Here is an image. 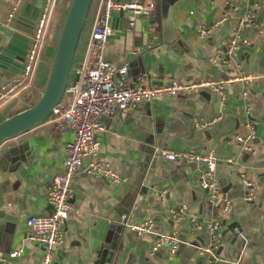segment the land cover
<instances>
[{"label":"crops","instance_id":"crops-1","mask_svg":"<svg viewBox=\"0 0 264 264\" xmlns=\"http://www.w3.org/2000/svg\"><path fill=\"white\" fill-rule=\"evenodd\" d=\"M14 1L0 0V83L20 72L42 4V0H19L7 22ZM152 1L156 3L152 18H140L132 29H128L123 14L111 15L112 34L105 60L116 66L127 64L124 78L128 84L190 83L239 73L257 77L246 85L230 84L223 107L215 93L202 89L142 101L123 115L105 118L106 132L96 136L98 153L94 158H83V167L73 179L68 202L74 212L63 223L64 245L56 252L54 264H106L109 255L116 257L115 264H208L198 255V248L209 242V235L205 230L190 232L187 220L178 231L181 243L174 254L165 246L152 252L155 233L171 230L170 210L179 206L201 221L220 222L216 264H264V0H257L255 11L262 28H244L242 35L249 45L233 51L229 66L217 50L224 49L234 20L244 11V0ZM68 4L69 0H58L31 86L0 108V122L30 107L43 92L54 54L53 38ZM98 4L95 0L89 29L78 43L77 59ZM226 14L232 19L206 38L196 37L201 26L211 25ZM242 92H246L245 98ZM22 100L31 103L22 107ZM246 106L255 126L247 151L228 140L233 133L246 132ZM218 116L219 120L205 128L195 126L199 120ZM72 139L70 129L56 132L45 120L0 145V253L22 250L16 260L0 264H41L45 248L27 241L25 221L49 213L47 189L63 171L65 144ZM13 147H24L26 153L10 157L8 150ZM154 148L213 155L215 179L231 198L230 211L222 215L208 202L200 186L201 162L169 161L155 156ZM91 161L108 165L126 177V182L113 186L87 175L83 168ZM242 174L259 188L251 202L243 198L247 190ZM148 218L153 221L152 233L140 236L130 229Z\"/></svg>","mask_w":264,"mask_h":264},{"label":"built area","instance_id":"built-area-1","mask_svg":"<svg viewBox=\"0 0 264 264\" xmlns=\"http://www.w3.org/2000/svg\"><path fill=\"white\" fill-rule=\"evenodd\" d=\"M244 1V11L234 20L233 31L227 38L224 49L217 50L218 56H224L222 62L228 66L231 64L230 57L233 55V51L238 46L247 47L249 45L248 39L242 35L244 28L247 26L262 28V24L255 14L259 2L257 0ZM57 4L58 0H42L39 14L29 36V45L20 72L0 83V108L31 86ZM19 5V0L12 3L11 11L7 15V22L11 21ZM154 6L152 0H128L125 2L99 0L90 33L79 50L80 59L76 58L75 52L64 93L46 119V124L52 126L56 132L70 129L73 132V139L65 144L63 171L53 178L47 189L46 204L50 209L49 213L30 216L25 221L27 241L45 248L41 264H54L56 252L64 245L62 226L69 215L74 212L68 202L73 193V179L83 167V158H94L98 153L100 143L96 136L106 132L103 122L105 118L123 115L128 109L142 101L150 102L156 97L184 95L202 89H208L215 93L220 98V104L223 107L226 89L230 84L246 85L252 83L257 77L255 74L239 73L219 80L200 78L196 82L190 83L170 80L162 85L128 84L124 78L128 68L127 64L116 66L105 60L106 45L112 34L111 15L112 12L123 14L128 29H132L140 18L147 20L152 18ZM228 19L232 18L226 14L211 25L201 26L196 32V37L198 39L206 38L216 27ZM154 38L150 39V44ZM150 44L148 45L149 49L151 48ZM212 61L214 63L217 59ZM241 95L245 98L246 92H242ZM249 110L250 108L246 106V132L243 134L236 132L228 138L246 151L249 150L254 139L255 129ZM219 119L220 116L207 121L199 120L195 126L205 128ZM153 154L173 162H201L203 167L199 179L200 186L206 191L208 202L216 206L222 215L230 211L231 198L227 192L221 189L215 179L216 158L213 155L175 153L161 148H154ZM83 170L87 175L104 180L113 186L126 182V177L114 172L108 165H101L94 161L89 162ZM241 182L247 190L243 197L244 200L247 202L255 200L259 188L248 180L245 174L241 175ZM185 220L189 223L190 232L199 233L205 230L208 233L209 242L198 248V255L204 256L208 264H216L218 258L215 253L220 244L217 235L221 227L220 222L217 220L204 222L192 217L187 213L185 206L170 210L171 230L165 234L155 233L152 252H157L160 247L165 246L170 253L174 254L181 243L178 231ZM130 229L140 236L150 234L153 229V221L150 218L145 219L140 224L130 226ZM234 232L238 236H242L238 229L234 228ZM21 253V249L6 254L0 253V263L16 260L21 256Z\"/></svg>","mask_w":264,"mask_h":264},{"label":"water","instance_id":"water-1","mask_svg":"<svg viewBox=\"0 0 264 264\" xmlns=\"http://www.w3.org/2000/svg\"><path fill=\"white\" fill-rule=\"evenodd\" d=\"M92 1L70 0L43 92L30 107L0 122V145L45 121L60 100L69 79L70 68ZM8 153L10 157L18 158L24 156L26 149L13 147ZM115 258L113 260L109 255L106 264H115Z\"/></svg>","mask_w":264,"mask_h":264},{"label":"trees","instance_id":"trees-1","mask_svg":"<svg viewBox=\"0 0 264 264\" xmlns=\"http://www.w3.org/2000/svg\"><path fill=\"white\" fill-rule=\"evenodd\" d=\"M95 1V0H94ZM69 2H70V0H69ZM69 5V4H68ZM68 7V6H67ZM93 9H94V5H91V8L89 9V12H88V15H87V17H86V21H85V25H84V27H83V29H82V33H81V36H80V39H79V41L80 40H82L85 36H86V32L88 31V18H89V14H91V12L93 11ZM66 10H67V8H66ZM66 10H65V12H66ZM55 14V13H54ZM64 16H65V13L63 14V16H62V18H61V20H60V22H59V25H58V27H57V30H56V32H55V35H54V38H53V51L55 50V47H56V43H57V40H58V36H59V32H60V29H61V25H62V22H63V19H64Z\"/></svg>","mask_w":264,"mask_h":264},{"label":"rangeland","instance_id":"rangeland-1","mask_svg":"<svg viewBox=\"0 0 264 264\" xmlns=\"http://www.w3.org/2000/svg\"><path fill=\"white\" fill-rule=\"evenodd\" d=\"M94 4H95V1L93 0L91 5H94ZM154 5H156L155 2H154ZM90 8H91V7H90ZM112 15L115 16V14H114L113 12H112ZM50 24H51V23H50ZM22 60H24V58H23ZM22 60H21V61H22ZM22 62H23V61H22ZM29 103H31L29 100H24V101L22 100V103H21V104H22V107H27V105H28ZM32 103H33V102H32Z\"/></svg>","mask_w":264,"mask_h":264}]
</instances>
